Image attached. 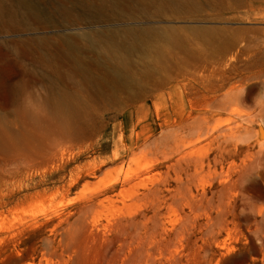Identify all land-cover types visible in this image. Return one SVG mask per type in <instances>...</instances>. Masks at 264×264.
Wrapping results in <instances>:
<instances>
[{
	"label": "rangeland",
	"instance_id": "374dc122",
	"mask_svg": "<svg viewBox=\"0 0 264 264\" xmlns=\"http://www.w3.org/2000/svg\"><path fill=\"white\" fill-rule=\"evenodd\" d=\"M25 1L39 24L0 33V264H264V0L107 24L78 0ZM124 26L178 28L186 47L118 50L148 99L62 141L41 81L80 76L71 57L112 63L62 38Z\"/></svg>",
	"mask_w": 264,
	"mask_h": 264
},
{
	"label": "bare ground",
	"instance_id": "6f19581e",
	"mask_svg": "<svg viewBox=\"0 0 264 264\" xmlns=\"http://www.w3.org/2000/svg\"><path fill=\"white\" fill-rule=\"evenodd\" d=\"M198 1L78 0V7L83 10H94L97 12L95 21L89 23L107 24L115 18L122 21L125 18L132 20L137 15L148 12L161 14L164 11L166 12V10L179 11L184 8L193 12ZM20 8L25 10L21 17V24L14 21V18L17 16V10H20ZM60 8L63 9L62 2H60ZM28 20H33L34 24H39L36 21L38 18L33 6L25 0H14L12 4L8 3L5 6L0 4V33L13 31L15 27L25 28L24 26L30 25L27 22ZM205 31L207 36L211 35L209 29ZM182 32V30L175 27L159 31L153 28L124 26L121 30L106 28L92 31V33L64 36L62 43L71 47H78L84 42L91 47L101 46L110 48L112 51L110 55L112 63L107 62L105 58L96 60L95 62H83L71 57L76 64L72 69L77 73H81L80 76L66 77L60 75L57 79L42 80L41 83H44L47 87L49 94L44 100L45 106L51 108V118L49 119L51 125L48 123L49 126L53 128L52 130L63 141V139H70L74 134H84L87 128H91L92 131L99 128L102 129L100 123L102 121L100 120H103L106 117L105 115H109L110 111L115 112L116 117L121 116L123 112H126L128 116L131 115L130 108L134 104L147 100L148 93L145 87L142 86L140 76L132 70L130 58L118 55L117 51L120 49H137L144 46L152 47L151 41L159 38L165 42H169L176 48H183L186 47V44L181 35ZM25 42L29 43L33 42V40H21L15 46L22 45ZM2 45L4 44L0 43V47ZM57 69L60 72L63 67L58 66ZM146 75L153 76L154 72L149 70ZM82 95L87 96L86 101ZM86 102L93 106L86 105ZM24 111L21 116L38 124L37 121L41 118H37L32 113L34 111ZM225 249L229 251L228 247H225Z\"/></svg>",
	"mask_w": 264,
	"mask_h": 264
}]
</instances>
